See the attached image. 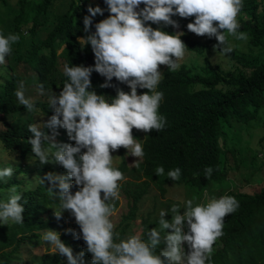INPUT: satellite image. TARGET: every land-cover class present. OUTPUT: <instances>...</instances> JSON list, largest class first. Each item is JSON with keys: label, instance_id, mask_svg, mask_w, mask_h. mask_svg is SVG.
I'll list each match as a JSON object with an SVG mask.
<instances>
[{"label": "trees", "instance_id": "obj_1", "mask_svg": "<svg viewBox=\"0 0 264 264\" xmlns=\"http://www.w3.org/2000/svg\"><path fill=\"white\" fill-rule=\"evenodd\" d=\"M57 1L0 0V33L20 35V40L12 45L6 63L0 65V150L16 161L26 160L22 165L15 162L11 166L13 176L0 180V201L7 200L15 187L21 193L20 203L25 209L23 224H0V264H68L66 256L54 254V249H49V244L42 240L43 233L49 229H61L60 238L72 248L73 254L83 251L86 256L83 264H93L82 235L77 239L72 231H66L80 232L74 216L64 211L61 219L55 217L59 201L49 190L51 184L44 177L48 172L65 174V170L58 164L39 163L28 142L33 135L28 125L46 121L53 114L48 99L53 92L59 94L67 80L63 71L65 63L94 66L93 50L86 45L84 38L87 34L83 18L89 15L88 6L99 5L104 9L103 16L92 17L93 32L95 24L106 18L109 11L105 0ZM263 1L243 0L237 17L238 31L246 32L249 39L243 42L229 37L233 45L240 42L242 48L236 45L234 51L226 55L229 60L226 66L213 62L204 53V44L191 37L187 24L193 22L194 17H172L181 24L183 35L180 38L188 47L187 51L198 54L201 61L195 65L182 59L175 72L168 68L163 70L164 65L160 66L163 78L157 90L164 93L159 108L167 121L164 129L145 133L133 128L134 139L144 149L142 160L136 157L131 162L127 149L121 147L117 150L119 160L114 166L124 175H130L119 182L125 207L114 224L120 238L134 234L132 226L138 217V202L149 183L161 196L167 183L183 184L197 199L202 197L204 189L215 186L222 189L217 198L225 194L233 196L239 207L224 219V234L213 245L211 264H264V162L262 157H257V149L248 145L249 135L253 133L251 126L264 128ZM151 26L156 28V24ZM159 27L173 33L170 25ZM216 50L220 51L217 48L211 52ZM90 79V90L108 98L116 96L117 88L130 91L127 84L116 78L111 81L113 87L101 88L105 77L94 70ZM20 81L25 83L26 97L35 101L34 112H28L25 106L18 104L15 91ZM41 83L44 84L43 95L38 91ZM146 91L137 88L138 94ZM45 131L51 132L50 129ZM58 132L57 142L75 143L69 140L65 129L59 128ZM260 146L264 158V146ZM135 160L139 167L135 166ZM157 166H163L165 173L179 167L180 179L173 181L158 177L155 174ZM209 166L213 172L207 178L204 170ZM72 190L75 192L77 188ZM116 205L117 200L114 207ZM173 205L181 207L180 212L184 211V203L160 201L158 208L152 206L145 214L139 215L137 234L147 240L148 230L159 228L160 211ZM171 218L169 211L165 219ZM65 219L68 220L66 225ZM164 247L162 242L157 246V252Z\"/></svg>", "mask_w": 264, "mask_h": 264}, {"label": "clouds", "instance_id": "obj_2", "mask_svg": "<svg viewBox=\"0 0 264 264\" xmlns=\"http://www.w3.org/2000/svg\"><path fill=\"white\" fill-rule=\"evenodd\" d=\"M105 3L109 15L95 24L94 32L92 17L103 16L104 9L89 5V15L83 18L85 43L93 50L94 66L65 63L67 80L59 94L53 92L48 99L53 114L46 121L28 125L33 134L28 142L39 163L58 164L65 170V174L48 172L44 177L59 201L55 217L61 219L64 211L74 216L80 232L66 231H72L77 239L82 235L93 264H211L213 245L224 234V219L239 207L236 198L227 194L209 197L205 191V202H197L195 196L187 199L182 214L178 205L161 210L159 228L149 229L147 240L140 234L120 238L111 217L114 201L120 196L119 182L125 177L114 166L111 153L123 147L142 160L144 149L134 139L133 128L149 133L165 127L166 117L159 112L164 93L157 90L163 78L160 66L177 71L188 49L180 38L181 24L172 17H194L187 29L198 36L215 37L218 43L214 50L219 48L222 54L230 55L234 45L229 37L243 42L249 39L246 32L238 31L237 17L243 0H105ZM141 4L143 8L139 7ZM151 24H156V28ZM162 25H170L173 33L162 30L159 27ZM19 40V34L0 33V65L6 63L12 45ZM93 70L105 77L101 88L113 87L111 81L116 78L127 84L130 91L117 88L112 98L97 94L90 90ZM138 87L148 91L138 94ZM38 91L44 94L43 83L38 85ZM15 96L28 112L36 110L35 101L25 95L24 81L19 82ZM59 128L65 129L69 140L75 143L57 142ZM134 164L139 167L137 160ZM204 171L205 177L210 178L212 167ZM13 174L12 167L0 168V180ZM155 174L177 181L181 169L175 167L165 173L163 166H157ZM21 198L13 187L7 200L0 201V224L24 223ZM169 211L171 220L165 219ZM42 240L53 247L54 254L66 256L68 264H83L84 252L74 255L58 231H45ZM162 242L165 247L157 252Z\"/></svg>", "mask_w": 264, "mask_h": 264}, {"label": "rangeland", "instance_id": "obj_3", "mask_svg": "<svg viewBox=\"0 0 264 264\" xmlns=\"http://www.w3.org/2000/svg\"><path fill=\"white\" fill-rule=\"evenodd\" d=\"M10 1H14V0H10ZM59 1L60 0H58L57 2L59 3ZM261 6L264 7V1L261 3ZM174 28L178 29L176 27H174ZM191 35H192V38L194 40H197V41H199V43L204 44V46H203L204 47V49H203L204 53H207L209 58L213 62H218L222 66H226L229 63L228 57L226 55L222 54L220 51L216 50L214 52H211L214 50L211 47H213L214 45H216L218 43L217 40L215 39V37L208 38L207 36H198L194 33H191ZM240 44H241L240 42L237 44H234V47L237 45L238 48H242ZM183 59H188L189 62L192 61L195 63V65H197L201 61L198 54H196L194 52L190 53L187 50H186L185 57ZM167 68L168 67L165 65L162 67L163 70L167 69ZM251 127H252L253 133L249 135L250 139H249L248 145L251 148L257 149V157L258 158L262 157L263 162H264L262 149L260 146V145L264 146V128L261 125H257V126L253 125ZM261 136H263V137L261 138ZM111 154L113 155V164H116L119 160V155H118L117 150L113 151ZM135 158H136L135 156L130 154L129 161L133 162V160ZM258 158H256L257 161H259ZM15 162H19L22 165V163L26 162V160L22 159V160L16 161V159L9 158L6 154L3 153V151L0 150V168L11 167L14 165ZM26 176L29 177V174H27ZM124 177L130 178V175L125 174ZM141 179H142V177H141ZM221 190L222 189L220 187H215V186H211L208 189H204L202 197L198 198L197 202H205L204 201L205 191H207L209 197H213V196L216 197L217 193L220 192ZM190 197L192 198V193L190 192V190L187 191V186H185L183 184L167 183L165 185V193L163 196H161L158 189L153 184L149 183L147 191L145 192V194L142 195V197L140 198V200L138 202V207H139L138 208V217L135 218V220L133 221V226H132V230H133L134 234H137L139 231V223H138L139 222V215L145 214V212L148 209H151L152 206H155L156 208H158L160 201H169L170 203L177 202L178 204H183L184 201H186ZM124 207H125L124 202H123V199L120 195L119 199H117V205L114 207L113 216L111 217L113 222L119 217L120 211L123 210ZM182 213L183 212H181V214ZM64 224L65 225L68 224L67 219L64 220ZM60 230H57V231L60 232ZM184 246H185V248H187L186 243ZM44 247H45V245L41 244V248L45 249ZM49 249H53V247L51 245H49ZM36 250L38 251V248H36ZM85 257L86 256L84 255L83 258H85Z\"/></svg>", "mask_w": 264, "mask_h": 264}]
</instances>
